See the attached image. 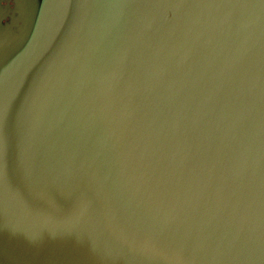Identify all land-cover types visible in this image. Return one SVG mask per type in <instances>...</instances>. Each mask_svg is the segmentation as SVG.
I'll list each match as a JSON object with an SVG mask.
<instances>
[{
	"label": "water",
	"instance_id": "1",
	"mask_svg": "<svg viewBox=\"0 0 264 264\" xmlns=\"http://www.w3.org/2000/svg\"><path fill=\"white\" fill-rule=\"evenodd\" d=\"M48 1L0 45V264H264V0Z\"/></svg>",
	"mask_w": 264,
	"mask_h": 264
},
{
	"label": "flooded vegetation",
	"instance_id": "2",
	"mask_svg": "<svg viewBox=\"0 0 264 264\" xmlns=\"http://www.w3.org/2000/svg\"><path fill=\"white\" fill-rule=\"evenodd\" d=\"M52 1L56 2V0ZM151 1L152 4H158L163 0ZM55 5V3H49L48 0H0V45L16 37L22 31V28H24L26 18L29 19L30 15L34 24L31 28L27 26L26 29L29 34V40H33L34 42V36L41 39V42L44 40H56L55 30L70 22V19L64 14V17L60 18V9H57ZM156 9L159 10L158 6ZM166 16H168V19L171 17V14L164 12L162 18ZM50 35L52 38L49 37ZM133 35L134 32L132 30L130 38ZM191 79L196 81L193 77Z\"/></svg>",
	"mask_w": 264,
	"mask_h": 264
}]
</instances>
